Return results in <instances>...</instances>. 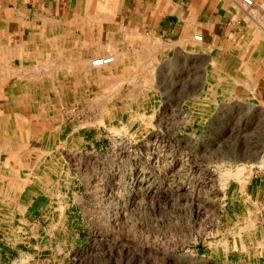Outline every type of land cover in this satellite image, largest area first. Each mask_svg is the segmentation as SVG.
Wrapping results in <instances>:
<instances>
[{
  "label": "rangeland",
  "instance_id": "rangeland-1",
  "mask_svg": "<svg viewBox=\"0 0 264 264\" xmlns=\"http://www.w3.org/2000/svg\"><path fill=\"white\" fill-rule=\"evenodd\" d=\"M185 65L177 57L181 86ZM160 66V79L145 71L130 80L136 93L119 80L106 95L55 88L45 105L38 78L10 79L19 90L25 81L34 122L49 128L26 142L0 132V264H264L243 194L264 149V105L246 89H217L216 79L169 93ZM8 85L0 104L15 106L22 94ZM16 186L31 188L30 205L19 204Z\"/></svg>",
  "mask_w": 264,
  "mask_h": 264
},
{
  "label": "crops",
  "instance_id": "crops-1",
  "mask_svg": "<svg viewBox=\"0 0 264 264\" xmlns=\"http://www.w3.org/2000/svg\"><path fill=\"white\" fill-rule=\"evenodd\" d=\"M263 23L264 0H0V89L3 86L4 94L9 84L6 92L24 97L15 106L0 104V111L23 112L15 119H0L1 139L26 142L48 134V122L42 127L34 122L37 106L27 91L25 95V81L31 78L39 79L34 86L46 97L42 105L55 88L63 95H106L118 80L131 86L132 94L138 86L130 80L138 74L150 71L152 78L156 73L161 78V60L169 72V93L179 87L184 94H193V87L216 79L217 89L226 86L235 94L246 89L264 105ZM107 55L114 61L92 64ZM177 57L186 63L182 86L175 81ZM28 61L45 69L16 70V63ZM22 77L20 92L18 85L10 86V79ZM256 160L243 194L252 220L249 241L254 253L264 255V162L259 164L264 149ZM16 187L19 204L30 205L31 188Z\"/></svg>",
  "mask_w": 264,
  "mask_h": 264
},
{
  "label": "built area",
  "instance_id": "built-area-1",
  "mask_svg": "<svg viewBox=\"0 0 264 264\" xmlns=\"http://www.w3.org/2000/svg\"><path fill=\"white\" fill-rule=\"evenodd\" d=\"M248 3H252V0H246ZM197 39H201L202 36L201 35H196ZM114 56L113 55H107V56H99L96 57L95 59H93V64L94 65H102V64H107L110 63L112 61H114Z\"/></svg>",
  "mask_w": 264,
  "mask_h": 264
},
{
  "label": "bare ground",
  "instance_id": "bare-ground-1",
  "mask_svg": "<svg viewBox=\"0 0 264 264\" xmlns=\"http://www.w3.org/2000/svg\"><path fill=\"white\" fill-rule=\"evenodd\" d=\"M263 24H264V23H263ZM23 45H24V44H23ZM6 47H7V46H6ZM10 47H11V46H10ZM13 47H14V46H13ZM92 64H93V60H92ZM102 65H103V64H102ZM4 71H5V70H4ZM34 71H35V70H34ZM23 72H24V71H23ZM5 75H6V74H5ZM30 75H31V74H30ZM50 75H52V74L50 73ZM26 76H27V75H26ZM12 94H13V93H12ZM12 94H11V95H12ZM23 98H24L23 95H19V96L17 95V96H16V94H15V96H14V99H16L17 101H18V100H19V101H20V100H23ZM15 102H16V101H15ZM18 103H19V102H18ZM2 116H3V115H2ZM0 119H1V118H0ZM5 119H6V118H5ZM6 122H7V121H6ZM238 172H240V171H238ZM234 173H235V172H234ZM234 173H233V174H234Z\"/></svg>",
  "mask_w": 264,
  "mask_h": 264
}]
</instances>
